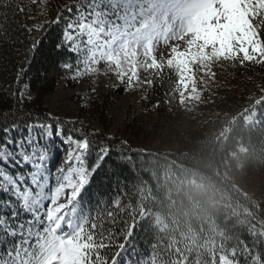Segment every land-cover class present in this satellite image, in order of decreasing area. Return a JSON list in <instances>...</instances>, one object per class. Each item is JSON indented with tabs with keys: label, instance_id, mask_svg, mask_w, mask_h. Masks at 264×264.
<instances>
[{
	"label": "trees",
	"instance_id": "obj_1",
	"mask_svg": "<svg viewBox=\"0 0 264 264\" xmlns=\"http://www.w3.org/2000/svg\"><path fill=\"white\" fill-rule=\"evenodd\" d=\"M27 3L0 0V129L13 119L21 125L52 123L46 96L69 72L61 64L76 59L56 47L63 19L51 23L58 15H69L64 9L73 0H48L47 19L39 26L28 25ZM213 67L219 82L204 89L199 100L183 104L174 90L175 72L165 66L154 73L143 104L167 150L136 147L105 128H84L85 134L95 133L91 138L98 146L111 149L91 189L93 204H107L115 215L106 227L116 239L101 250L107 264L117 252L119 264H150L153 259L154 264H212L213 256L219 264L221 252H239L243 244L264 254V236L250 234L264 232V187L259 186L264 185V63L220 61ZM25 86L33 95L20 102ZM202 111L208 116L199 118ZM72 127L80 130L79 123L65 125L66 130ZM230 162L261 192L243 191L226 172ZM117 199L120 205L113 208ZM119 244L125 247L121 250Z\"/></svg>",
	"mask_w": 264,
	"mask_h": 264
},
{
	"label": "snow or ice",
	"instance_id": "obj_2",
	"mask_svg": "<svg viewBox=\"0 0 264 264\" xmlns=\"http://www.w3.org/2000/svg\"><path fill=\"white\" fill-rule=\"evenodd\" d=\"M64 10L69 15L51 23L64 21L56 47L75 54L74 63L69 57L61 64L67 71L75 68L73 80L103 62L131 86L139 70L159 74L167 66L177 76L174 90L183 104L200 99L197 71L220 61L264 63V0H73ZM48 119L53 122L5 120L0 129V264H107L101 250L116 239L106 227L115 215L107 204H93L91 189L111 149L98 146L95 133L66 130L75 121L51 114ZM119 205L117 199L112 207ZM139 214L145 217L142 206ZM119 255L112 264H119ZM244 260L264 264V254L243 244L239 252L231 248L219 255V264Z\"/></svg>",
	"mask_w": 264,
	"mask_h": 264
},
{
	"label": "rangeland",
	"instance_id": "obj_3",
	"mask_svg": "<svg viewBox=\"0 0 264 264\" xmlns=\"http://www.w3.org/2000/svg\"><path fill=\"white\" fill-rule=\"evenodd\" d=\"M48 0H28L27 23L29 26L42 25L47 19ZM166 55H158L157 59H165ZM98 70L78 80L71 79L75 68L69 71L58 83L56 89L46 96L48 113L53 117L79 123V128H105L111 136L133 144L143 149L167 150L156 133L155 119L151 111L143 104L149 84L155 70H139V80H133L131 86L121 82L115 72L107 64L101 62L95 66ZM196 88L200 98L204 89L215 86L219 80L216 70L197 71ZM214 74V75H212ZM200 82V84L198 83ZM190 91V88H189ZM24 96H32L33 92L26 87ZM187 96V92H186ZM209 112H200L199 118L207 117ZM188 119L192 117L188 116ZM142 132L147 133L148 138ZM238 164L230 162L227 165V174L235 180L237 185L246 193L254 194L253 189L261 192L263 184L253 186L243 179Z\"/></svg>",
	"mask_w": 264,
	"mask_h": 264
}]
</instances>
